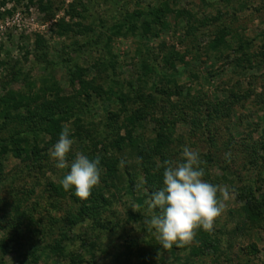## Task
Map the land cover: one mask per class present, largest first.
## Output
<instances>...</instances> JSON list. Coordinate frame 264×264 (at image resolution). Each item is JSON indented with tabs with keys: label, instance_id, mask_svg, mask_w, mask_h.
Returning a JSON list of instances; mask_svg holds the SVG:
<instances>
[{
	"label": "rangeland",
	"instance_id": "obj_1",
	"mask_svg": "<svg viewBox=\"0 0 264 264\" xmlns=\"http://www.w3.org/2000/svg\"><path fill=\"white\" fill-rule=\"evenodd\" d=\"M51 1L49 11L42 9L40 0H0V46L4 47L0 61L11 57L7 61L17 64L22 74L13 82L8 65H0V93L25 90V82H32L34 90L46 89L41 94L46 106L52 101L57 108L69 102L77 105L79 100L86 109L82 93L86 81L78 80L75 87L69 82L70 69L77 68L66 61L70 56L82 70L86 68L84 80L94 85L114 84L116 90L132 95L133 101L139 97L134 96L130 82H139L142 50L160 76L154 75V80L145 77L144 96L136 104L154 111L157 119L170 120L171 137L166 155H160L163 148L156 146L154 122L147 119L136 130L144 139L143 147L154 156L159 153V162L162 156L179 159L183 146L198 151L204 162L203 179L227 186L229 197L211 231L201 227L191 243L165 249L144 223L154 212L140 204L143 184L138 185L141 178L146 182L145 173L153 168L138 165L140 148L126 144L124 149L114 150L128 163L122 169L124 177L115 187H108L101 174L100 183L93 188L105 192L111 203L93 207L94 200L89 199L88 208L75 199L74 188L65 191L60 184L70 167L57 168L50 155L46 163L12 157L5 161L0 176V264H264V149L259 158L254 156L260 146L264 148V64L260 63L264 0H167L169 8L182 14L165 16L166 23H160L145 44L127 33L105 45L115 70L94 67L105 58L99 46L95 47V38L116 20L114 7L132 11L148 4L161 5L164 0H120L119 4L97 0L89 4L84 20H71L65 13L74 0ZM63 17L72 22L83 20L94 31L59 35L57 23ZM222 33L225 43L221 45L217 38ZM37 37L45 41L46 59L39 55ZM90 39L92 44L86 43ZM157 87L165 91L154 94ZM92 100L89 113L84 114L87 130L92 128V120L99 121L107 111H117L121 122L128 109L134 108L132 101L126 106L103 96ZM88 133L83 142L70 135L69 163L77 151L90 159L104 154V148L109 154L115 138ZM225 153H231L230 162ZM25 165L28 169L23 171ZM127 169L135 177L133 184L128 183ZM159 173L163 185V168Z\"/></svg>",
	"mask_w": 264,
	"mask_h": 264
},
{
	"label": "trees",
	"instance_id": "obj_2",
	"mask_svg": "<svg viewBox=\"0 0 264 264\" xmlns=\"http://www.w3.org/2000/svg\"><path fill=\"white\" fill-rule=\"evenodd\" d=\"M97 0H74L69 3L68 7L65 9V13L68 14L72 20V18L79 17L81 19H86L88 16V8L90 3H96ZM114 3H118L120 0H112ZM119 4V3H118ZM40 6L42 9L52 10V1L48 0H40ZM120 6V5H119ZM122 10V11H121ZM116 11L114 23L111 27L108 28L107 32L101 31L99 35L95 38V47L104 53L105 58L96 61L94 67H100V69H109L111 67L113 70L116 69L115 63L112 60V56L108 57L109 54V44L118 37L125 36L127 37V33L133 34L135 37H138L139 41L145 44L146 41H149L153 34L156 32L157 27L160 23H166L165 16H168L171 12L177 13L176 10L169 8L167 0H164L161 5L156 4H148L144 9H130L125 10V8H115ZM178 15L182 14V12H178ZM83 20H79L76 22H72L70 20H66L65 17L61 18L57 23L58 33L59 35H68L70 32L76 31H84L85 34H89L92 31L91 25H85ZM77 27V29H76ZM110 31V33H109ZM91 40H87L86 43ZM218 41H221V45L225 43V38L222 33L221 36L217 38ZM103 43V44H102ZM92 44V43H91ZM35 45L38 47L37 49L40 51L39 55L44 57L45 59L48 56V52L43 50L45 45V41L42 37H37L35 39ZM87 45V44H86ZM104 45V46H103ZM108 45V46H105ZM101 46V47H100ZM104 48V50H102ZM4 47L0 46V53ZM264 49V48H263ZM100 51L98 53H100ZM263 58L260 59V63L264 64V52L262 53ZM8 57V56H7ZM66 61L73 63L76 69H70L69 71V82L73 87H75V83L80 80L85 86V90L82 91L84 97L87 100L86 109L83 108V104H80V101L77 100L78 104L75 103H67V106H58L55 105L54 101L49 102L50 106H46L43 100L41 99V94L46 93V89L38 88L34 90V86L31 83L25 82L28 86L27 89H7L4 93H0V176L5 171V161L9 158H17L23 159L24 161L30 160L33 162L37 161H45V163L49 160V149L53 147V145L58 141L59 135L62 131V127L67 124V126L73 129V133L70 135L73 137H77V139L81 142L86 140L88 137L86 134L91 131L92 134H96L97 137H106L112 140L115 138L114 142H111V148L107 150L109 154L106 153V148L104 154L98 155L101 159V163L99 165L100 173L102 174V180L108 187H115L117 184L116 181L123 179L124 175L122 174V169L128 165L127 161L120 156L115 154L114 150L124 149L126 146H132L136 148H140V154H138L139 163L138 165L146 168L149 165L153 170L149 173L148 170L145 174V181L143 186L140 187L142 192V196L139 199L141 205L145 208L149 209L146 201L151 198V195L154 191L161 188L163 185L160 183L161 174L159 173V169H157V157L158 154L166 155V145L170 141V133L169 127L170 120L165 118L157 119L155 117V112L146 111L144 108L140 109L137 107L138 99L144 96L143 87H145L144 81H148L149 79L154 80L157 75L160 76V72L155 65H152L151 59L148 54L141 50L138 55V59L140 60V74L139 82H130L131 87L135 89L134 96L139 97L132 101V95H127L124 91L116 90L113 86L114 84H108L103 86L101 84L94 85L90 83L89 80H84V76H86V68L82 70V67L78 65V63H74L73 58L68 56ZM7 60H12L11 57L7 58L6 61H0L1 66L8 65L7 71L11 74V79L13 82L19 81L21 79L20 68L17 64H12ZM70 65V64H68ZM148 78V80H144ZM143 82V83H142ZM170 88H167L168 93H172L171 85ZM161 87H157L154 91L158 93V91L162 90ZM177 92V89L175 90ZM167 93V92H165ZM152 94L151 97L154 95ZM94 96L104 97L108 100L116 99L120 101L123 105L134 104L133 109H128V114L124 116L121 122H119V113L117 111H107L105 116H102L99 121L92 120L91 125L92 128L87 130L84 129L83 123L85 118V112L90 111V106L93 102ZM134 97V98H135ZM129 98V101H128ZM155 98V97H153ZM41 99V100H40ZM45 101V100H44ZM41 103V104H40ZM137 103V104H136ZM75 106H78L74 108ZM56 107V108H53ZM48 110V112H45ZM86 113V114H87ZM20 119V125H15L17 121ZM150 119L154 122L155 127V137L157 148H163L162 152L154 154H150L144 147V139L142 136L138 135L136 130L141 126V124ZM17 120V121H16ZM168 128V129H167ZM118 129V130H117ZM117 130V131H116ZM124 131L123 135H120V132ZM108 134V135H106ZM47 136L49 138L47 139ZM70 137V136H69ZM143 143V144H142ZM155 146V145H154ZM153 146V147H154ZM263 145L260 146V150H257V155H254L255 158H259L260 151L263 150ZM118 151H116L117 153ZM119 153V152H118ZM255 152H253L254 154ZM162 156V157H164ZM161 157V156H160ZM161 162L166 160L167 158H162ZM212 160V159H211ZM123 161V163H121ZM41 163V162H39ZM123 165V166H121ZM27 165L22 169L25 171ZM127 174V180L129 184H133L135 182V177L132 172L128 169L125 170ZM159 182L155 184V182ZM3 181L0 179V184L2 185ZM21 192H23L21 190ZM26 193V192H25ZM75 196V195H74ZM75 199L79 201H83L85 207L88 208L89 202L88 200L93 199L94 204L93 207H96V204H109L111 203V199L105 195V192L98 191L93 188L91 190V195L85 201L75 197ZM257 198L253 197L252 201L257 202ZM97 201V202H96ZM259 202V201H258ZM150 210V209H149ZM83 210L82 215L85 214ZM158 210H153V212ZM174 246V245H173Z\"/></svg>",
	"mask_w": 264,
	"mask_h": 264
},
{
	"label": "clouds",
	"instance_id": "obj_3",
	"mask_svg": "<svg viewBox=\"0 0 264 264\" xmlns=\"http://www.w3.org/2000/svg\"><path fill=\"white\" fill-rule=\"evenodd\" d=\"M69 136L70 130L65 124L58 141L49 149V155L57 168L70 167V171L60 180L63 189L68 191L74 188L75 196L86 200L93 187L100 183L101 159L99 156L90 159L77 151L69 163L67 156L73 145ZM230 156L231 153H225L227 162H230ZM203 163L199 152L188 146H183L177 160L157 161V169L163 168V186L154 191L146 203L150 210L158 211L150 219H144V223L149 232L154 230L156 240L165 249L172 248L174 244L182 247L191 243L196 230L201 227L211 231L216 218L224 210L229 190L227 186L215 185L203 179ZM142 184L143 178L138 187ZM132 208L137 210L135 206Z\"/></svg>",
	"mask_w": 264,
	"mask_h": 264
}]
</instances>
